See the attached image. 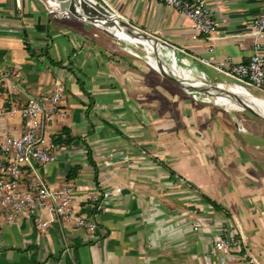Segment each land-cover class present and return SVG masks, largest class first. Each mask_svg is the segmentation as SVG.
Instances as JSON below:
<instances>
[{"label": "crops", "instance_id": "obj_1", "mask_svg": "<svg viewBox=\"0 0 264 264\" xmlns=\"http://www.w3.org/2000/svg\"><path fill=\"white\" fill-rule=\"evenodd\" d=\"M105 1L146 36L180 48L175 56L183 58L181 66L210 82L221 81L205 74H219L200 60L247 61L253 51L249 27L264 9V0H189L210 12L216 32L207 38L159 0ZM49 3L52 12L69 15L54 0ZM18 4L0 0V141L21 133L18 110L28 97L56 89L62 116L51 115L50 133L65 132L67 142L56 161L36 165L40 178L50 188L69 185L73 206L85 218L92 215L88 193L110 188L119 193L102 200L92 231L53 220L41 232L28 215L0 223V264H214L222 254L207 252L216 230L225 226L232 235L236 230L210 200L235 218L245 239L259 236L264 249V189L257 183L263 175L248 173L256 154L232 118L225 123L218 116V110L227 112L193 103L174 83L116 54L106 35L75 17L48 14L42 0ZM259 47L264 54V38ZM12 71L16 79L5 75ZM151 84L159 88L155 94ZM232 132L239 139L229 138ZM195 218L202 223L193 229ZM235 251L237 259L225 256L227 264H250ZM256 251L250 252L264 264V252Z\"/></svg>", "mask_w": 264, "mask_h": 264}, {"label": "built area", "instance_id": "obj_2", "mask_svg": "<svg viewBox=\"0 0 264 264\" xmlns=\"http://www.w3.org/2000/svg\"><path fill=\"white\" fill-rule=\"evenodd\" d=\"M49 1L42 0L47 12L51 10ZM98 1L112 14L118 16L105 0ZM159 1L164 6L172 8L186 18L195 33L210 38L216 32V25L211 19L210 12L203 4L189 0ZM15 4L18 8V0H15ZM62 18L70 17L62 16ZM248 34L252 41L253 51L247 61L234 63L229 59H224L215 64L207 63L204 60L200 61L227 80V82H214L222 89L231 91V87H235L247 95L264 98V54L261 53L259 47L261 40L264 38V9L252 20ZM149 38L154 40L153 42H156L163 51L160 53L163 59L174 67L195 73L191 69L177 64L175 53L182 51L180 48L163 40ZM195 74L204 77L201 73ZM5 75L12 76L15 79L18 77V73L15 71ZM251 90L256 91V94L250 92ZM183 91L187 93L191 100L207 104L198 93L192 90ZM59 101L60 93L56 89L39 98L28 97L23 106L18 110L22 122L21 133L17 136L6 135L0 141L1 224H8L19 215H28L41 232L45 229L48 222L53 220L60 225L64 224L92 231L96 227V212L99 211L102 200L111 198L119 193L118 188L88 193L85 196V200L91 205L92 215L85 218L79 216L73 206L71 187L69 185L50 188L40 178L36 165L56 161L60 151L66 145L67 134L60 131L53 136L50 133V123H48L50 122L51 115L62 116V112L58 108ZM46 121L47 125L45 124ZM235 126L238 131L242 133L246 132L242 126L237 124ZM24 167L29 169L30 173L28 175L24 173ZM174 177L190 186L199 196L208 198L186 178L178 174L174 175ZM210 201L223 213L232 218L236 232L235 235H232L225 226L218 227L211 240L207 255L211 257L215 254H222L216 259L214 264H227L225 256H230V259L233 261L237 259L234 256L236 248L242 251V257L246 258L248 263L259 264L248 249L244 235L235 218L220 204L213 200ZM41 214L45 215L44 219L41 218ZM201 223L200 218H195L192 224L193 229H196ZM231 264L237 263L233 262Z\"/></svg>", "mask_w": 264, "mask_h": 264}, {"label": "water", "instance_id": "obj_3", "mask_svg": "<svg viewBox=\"0 0 264 264\" xmlns=\"http://www.w3.org/2000/svg\"><path fill=\"white\" fill-rule=\"evenodd\" d=\"M69 1L72 10H74L72 6H74L75 9L81 10L84 13L85 18L89 22L93 23L95 30L106 35L108 39L111 40V43L115 47H116V40L118 41L122 40L114 34V31H116V29L123 31L125 33L124 35L127 37H131L132 35H137L146 40L154 41L151 38H149V36H146L145 34L141 33L139 30H137L134 26L128 24L120 16L112 14L98 0H69ZM69 13L70 14L67 17H75V15H73L71 11ZM48 14L60 16V17L66 16L63 15L62 13L52 12L51 10L48 11ZM130 32H132V34ZM137 48L139 47L137 46L136 48H132L133 51H135L134 52L135 54L134 55L129 54V55L138 60H141L145 67L143 68L148 72L154 73L155 75H158L160 78L166 79L174 83L176 86H178L183 90H192L198 93L204 98L207 104L218 106L222 108L225 112H229V111H234L236 113L247 112L251 116L257 119L260 118L261 120L264 121V115H261L255 110H252L243 102V100L237 98L236 96H233L232 94H230L229 91L222 89L214 82H210L209 80L205 79L204 77L198 74L192 73L190 71L181 68L174 67L173 65H171V63L163 59L160 53H157L156 50H151L149 52L140 47L141 53H139L136 50ZM138 54L141 56H139ZM144 55H146L147 57L144 58ZM148 57L152 60V63L154 65V66L152 65L153 68L146 63ZM233 104H235V106L237 107H235ZM200 170H203V168H200ZM201 179L203 181H207L208 178L206 175L203 174Z\"/></svg>", "mask_w": 264, "mask_h": 264}, {"label": "rangeland", "instance_id": "obj_4", "mask_svg": "<svg viewBox=\"0 0 264 264\" xmlns=\"http://www.w3.org/2000/svg\"><path fill=\"white\" fill-rule=\"evenodd\" d=\"M97 33H100L99 31H97ZM109 42H111V40H109ZM119 43H121V42H119ZM139 43V42H138ZM143 43V42H142ZM139 47V48H137L136 50L139 52V53H141V50H140V47L141 48H143L142 47V45H141V43H139L138 45H134V44H130V42H122V44H120V45H116V47H118V48H116L114 45H113V47H114V50H116L117 52H115V51H113V52H115L116 54H124V56H128V57H130L135 63H137L139 66H142V67H144V65H143V62L141 61V60H138V59H136V58H134V57H132V56H130L129 54H132L133 55V53L131 52V51H133V49L131 50V48H136V47ZM123 49V50H122ZM124 49H126V50H124ZM144 49V48H143ZM125 51V52H124ZM128 54H127V53ZM139 55V54H138ZM139 56H141V55H139ZM144 56H146V55H144ZM127 57V58H128ZM145 58V57H144ZM150 59H148L147 61H146V63L147 64H149L152 68H153V63H152V60H150ZM176 62H177V64L178 65H183V58H179V56H178V54H176ZM138 65H136L137 66V68H139V69H137V71L138 72H143L141 69H140V67L138 66ZM153 65V66H152ZM145 68V67H144ZM157 70V69H156ZM149 75H151V76H153V77H155L156 78V76H157V78L159 79V80H161V82H163V83H165V81L164 80H162L158 75H155L154 73H151V72H147ZM205 76L206 77H208V78H210V79H216V80H218V81H221V82H227V80L225 79V78H223L222 76H220V75H216L215 74V76L214 77H210L209 75L207 76L206 74H205ZM152 85V90H151V92H153L154 94L159 90V88L158 87H156V84H151ZM156 87V88H155ZM155 88V89H154ZM250 92H252L253 94H256V91H254V90H251ZM180 93H183L185 96H187V97H185V98H190L188 95H187V93H185L184 91H183V89L181 90V92ZM160 97H163V95H160ZM254 97H257V96H254ZM257 98H262V97H257ZM180 99H182V98H180ZM197 103L196 101H194L193 100V103ZM227 103V102H226ZM174 114H177L178 115V109H175V111H174ZM238 114V115H237ZM218 116H220V117H222V119H223V122H225V123H228V121H226V120H230V117L232 118V121L235 123V124H237V125H239V126H242L245 130H246V133L244 132V134H246L245 135V138H247L246 139V141H247V146H248V148L251 150V152H252V150H253V153L254 154H256V155H254L253 157L255 158L254 160H252L250 163H252L253 162V164L254 165H251L250 166V168H249V170H248V173H250V174H255L256 176L258 175V173H256L257 171H259L260 173H262V175L263 176H261L260 174V176H259V178H258V180H257V183H258V186H259V191L260 192H262L263 193V189H264V121L263 120H261L260 118H255V117H253V116H251L250 114H248L247 112H245V113H236V112H234V111H229V112H227V116H225L224 115V113H222V111H219L218 110ZM230 116V117H229ZM231 124V123H230ZM243 134V133H242ZM195 135V134H194ZM196 136V135H195ZM212 138H214L213 136H212ZM229 138H236V139H239L238 137H236L235 136V134L232 132V136L231 135H229ZM196 139V138H195ZM214 140H215V138H214ZM218 146H221L220 145V140L218 141ZM225 146V145H224ZM192 147V146H191ZM190 147V148H191ZM194 147H196L197 148V146L196 145H194ZM193 148V147H192ZM221 148H223V146H221ZM258 158H259V160L260 161H258ZM253 167V168H252ZM230 169H233V168H227L226 170H230ZM235 171H236V169H235ZM241 174H246V173H241ZM256 176H254V179H255V181H256ZM218 185H217V189L218 190H221V186L219 185V183H217ZM251 186H253V185H248V187H251ZM257 186V187H258ZM245 187V186H244ZM254 187L256 188V186L254 185ZM260 195H261V193H260ZM261 196H263V195H261ZM230 206H232L231 204H230ZM249 223H254L255 221L253 220L252 222H250V221H248ZM259 236H254L252 239V241L250 242V237H248L247 236V238L245 239V241H246V245H247V247H248V249L252 252V253H254L255 252V250H257L256 252L258 253L257 255H259V253H261V252H264V249L263 248H261L258 244H257V241L259 240ZM254 241V242H253ZM252 243H254V245L252 244ZM251 248L252 249H255V250H251ZM254 255H256L255 253H254ZM256 258H257V260L260 262V260H261V257H259V256H256ZM247 260V259H246ZM264 261V260H263Z\"/></svg>", "mask_w": 264, "mask_h": 264}, {"label": "bare ground", "instance_id": "obj_5", "mask_svg": "<svg viewBox=\"0 0 264 264\" xmlns=\"http://www.w3.org/2000/svg\"><path fill=\"white\" fill-rule=\"evenodd\" d=\"M54 2L61 9H63L64 11H66L67 13H69L71 11L72 14L75 15V18L77 20L83 22L88 27L91 26V27L95 28L94 25H93V23L89 22L85 18V15H84V13L81 10L75 9L74 6H72L74 10H72V8L70 7V1L69 0H54ZM120 31L121 30H119V29H116V31H114V34L118 38L122 39L120 41L117 40V42H121V43L122 42H130V44H136V45H138L139 43H141V45L144 46L143 47L144 50H146V51H149L150 52L151 50H156L157 53L163 52L159 48V46H158V44L156 42H153V41H150V40H146V39H144L142 37H139L137 35H132L131 37H127V36L124 35L125 33L123 31H121V32ZM130 33L132 34V32H130ZM144 57H147V56H144ZM148 59H150V58L148 57ZM229 92L233 96H236L237 98H240L241 100H243V102L248 107H250L252 110H255L259 114L264 115V98L263 97L259 99L257 97H254V95H247V94L243 93V91L237 90V88H235V87H231V91H229ZM233 105L235 106V104H233ZM235 107H237V106H235Z\"/></svg>", "mask_w": 264, "mask_h": 264}, {"label": "trees", "instance_id": "obj_6", "mask_svg": "<svg viewBox=\"0 0 264 264\" xmlns=\"http://www.w3.org/2000/svg\"><path fill=\"white\" fill-rule=\"evenodd\" d=\"M204 105H208V104H206V103H203ZM66 142H67V140H66Z\"/></svg>", "mask_w": 264, "mask_h": 264}]
</instances>
